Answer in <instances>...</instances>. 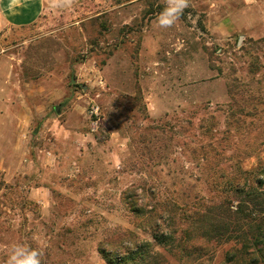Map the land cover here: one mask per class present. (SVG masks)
<instances>
[{"label":"rangeland","instance_id":"rangeland-1","mask_svg":"<svg viewBox=\"0 0 264 264\" xmlns=\"http://www.w3.org/2000/svg\"><path fill=\"white\" fill-rule=\"evenodd\" d=\"M164 7L48 0L0 39V264H264V0Z\"/></svg>","mask_w":264,"mask_h":264},{"label":"clouds","instance_id":"clouds-1","mask_svg":"<svg viewBox=\"0 0 264 264\" xmlns=\"http://www.w3.org/2000/svg\"><path fill=\"white\" fill-rule=\"evenodd\" d=\"M12 5L17 0H11ZM189 7V0H165V7L156 16L154 23L160 29L173 27ZM45 252L40 247H33L25 243H13L10 245L4 264H43Z\"/></svg>","mask_w":264,"mask_h":264},{"label":"crops","instance_id":"crops-1","mask_svg":"<svg viewBox=\"0 0 264 264\" xmlns=\"http://www.w3.org/2000/svg\"><path fill=\"white\" fill-rule=\"evenodd\" d=\"M48 0H0V39L8 38L11 29H26L39 22ZM4 118V115L2 116Z\"/></svg>","mask_w":264,"mask_h":264},{"label":"trees","instance_id":"trees-1","mask_svg":"<svg viewBox=\"0 0 264 264\" xmlns=\"http://www.w3.org/2000/svg\"><path fill=\"white\" fill-rule=\"evenodd\" d=\"M261 174H264V172H263V173H261ZM109 261H111V259H109Z\"/></svg>","mask_w":264,"mask_h":264}]
</instances>
